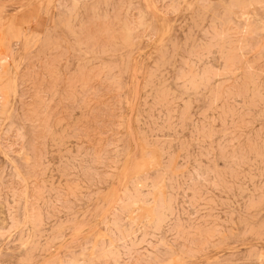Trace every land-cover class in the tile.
<instances>
[{"label":"rangeland","instance_id":"obj_1","mask_svg":"<svg viewBox=\"0 0 264 264\" xmlns=\"http://www.w3.org/2000/svg\"><path fill=\"white\" fill-rule=\"evenodd\" d=\"M0 54V264H264V0H0Z\"/></svg>","mask_w":264,"mask_h":264},{"label":"bare ground","instance_id":"obj_2","mask_svg":"<svg viewBox=\"0 0 264 264\" xmlns=\"http://www.w3.org/2000/svg\"><path fill=\"white\" fill-rule=\"evenodd\" d=\"M25 2V1H24ZM148 2V1H147ZM10 4V3H9ZM26 10V9H25ZM163 28V27H162ZM164 32V31H163ZM26 33V32H25ZM1 55V54H0ZM136 75V74H135ZM13 85V84H12ZM137 86V85H136ZM133 90H134V88H133ZM131 103H132V101H131ZM136 103V102H135ZM132 107V106H131ZM131 129V128H130ZM136 147V146H135ZM130 228V227H129ZM75 237V236H74Z\"/></svg>","mask_w":264,"mask_h":264}]
</instances>
